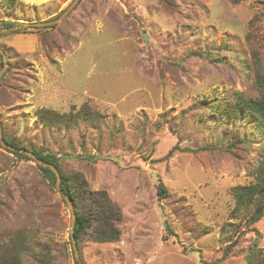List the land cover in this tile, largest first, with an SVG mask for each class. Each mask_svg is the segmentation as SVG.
I'll return each instance as SVG.
<instances>
[{"label": "rangeland", "instance_id": "1", "mask_svg": "<svg viewBox=\"0 0 264 264\" xmlns=\"http://www.w3.org/2000/svg\"><path fill=\"white\" fill-rule=\"evenodd\" d=\"M72 1L0 0V122L119 206V238L83 237L82 264H249L254 247L264 258V212L247 223L232 195L254 180L264 133L230 116L264 91V0H78L57 23L24 24ZM83 104L97 120L40 119ZM70 218L36 162L0 145V243L22 232L75 264Z\"/></svg>", "mask_w": 264, "mask_h": 264}, {"label": "trees", "instance_id": "2", "mask_svg": "<svg viewBox=\"0 0 264 264\" xmlns=\"http://www.w3.org/2000/svg\"><path fill=\"white\" fill-rule=\"evenodd\" d=\"M7 1L11 3V0ZM230 1L237 3L241 0ZM58 15L59 13L54 18ZM7 25H12V23H7ZM26 28L30 27H23L22 29ZM5 53L7 58H9L8 53ZM10 67L11 65L8 66L7 70ZM5 73L6 71L1 74L0 79ZM234 111L235 113L233 112L234 114L230 116L240 119L252 118L260 125L264 133V91L258 99L239 98ZM99 116L97 112L91 111L86 104H83L75 113H58L50 109L40 110V119L45 125L60 126L62 128L69 127L76 119L92 121L97 120ZM0 125L2 136L6 143L32 152L38 159L53 164L59 171L60 190L63 194L67 195L75 212L73 232L79 255L81 239L83 237L94 242H110L119 238L120 230L117 224L121 220V210L111 200L105 190H93L80 172L75 171L70 173L64 171L58 162L57 156L35 147H27L20 144L16 138L9 136L5 132L1 122ZM4 149L14 156L30 159L23 153ZM258 156V164L253 170L254 180L232 188L236 209L244 212L247 223L255 222L264 212V142L260 145ZM38 168L44 172L52 183L55 182V175L49 167L38 165ZM156 192L159 197H164L167 194L165 186L159 179L156 184ZM250 208H252L251 211H249ZM38 246L39 248L35 249L26 242L22 232H17L7 241L0 243V264H27L25 261H28V264H60L56 260V256L52 254L49 245L39 243ZM255 250L256 248L254 247V249L248 252V263L264 264V258ZM74 263L78 264L76 259Z\"/></svg>", "mask_w": 264, "mask_h": 264}, {"label": "water", "instance_id": "3", "mask_svg": "<svg viewBox=\"0 0 264 264\" xmlns=\"http://www.w3.org/2000/svg\"><path fill=\"white\" fill-rule=\"evenodd\" d=\"M78 0H73L69 6H67V8H65L56 18L52 19V20H48V21H44V22H32V23H24V24H31L34 26H46V25H51L54 23H57L59 20H61L64 16H66V14L73 8V6L76 4ZM20 25L17 26H12L9 29L13 30L18 28ZM0 54L3 57V67L0 69V76L2 74V72L5 70V67L7 66V62H6V57L4 55V52L0 49ZM0 145L3 146L6 149L12 150V151H17L20 153L25 154L26 156L30 157L32 160H34L36 162L37 165H42V166H46L49 167L54 175H55V187L57 189V191L60 193V195L62 196V198L65 200V202L67 203L68 207L70 208L71 211V218H70V239H71V244H72V248H73V252H74V257L76 259V261L78 262V264H82V261L80 259L77 247H76V241H75V237H74V232H73V226H74V220H75V212H74V208L73 205L71 203V201L69 200V198L67 197V195L63 194L60 190L59 187V181H60V176H59V171L57 170V168L50 163H47L43 160L38 159L32 152L23 149V148H19V147H15L12 146L8 143H6L3 139L2 136V130H1V125H0Z\"/></svg>", "mask_w": 264, "mask_h": 264}]
</instances>
